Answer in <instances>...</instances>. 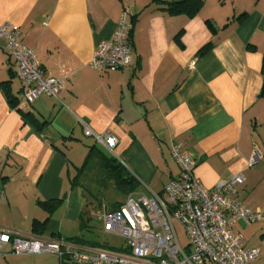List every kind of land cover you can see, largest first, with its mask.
<instances>
[{
  "label": "crops",
  "instance_id": "1",
  "mask_svg": "<svg viewBox=\"0 0 264 264\" xmlns=\"http://www.w3.org/2000/svg\"><path fill=\"white\" fill-rule=\"evenodd\" d=\"M168 1L0 0V24L19 27L46 75L66 76L59 98L23 102L0 39V230L61 238L80 249H124L122 238L120 245L98 241V227L81 230L85 197L72 182L81 165L69 154L79 147L87 155L86 143L94 142L84 125L114 133L113 154L153 191L179 175L170 153L178 144L196 159L205 188L241 172L235 195L250 209L264 208V0H203L191 17L169 13ZM124 10L133 65L92 69L95 46L112 37ZM255 146L262 158L249 164ZM56 199L62 201L52 210L44 203ZM233 229L246 248L259 249L249 264H264V221ZM77 236L96 244L70 240ZM0 264L73 263L53 253L13 254L6 245Z\"/></svg>",
  "mask_w": 264,
  "mask_h": 264
},
{
  "label": "built area",
  "instance_id": "2",
  "mask_svg": "<svg viewBox=\"0 0 264 264\" xmlns=\"http://www.w3.org/2000/svg\"><path fill=\"white\" fill-rule=\"evenodd\" d=\"M126 17L124 10L112 37L95 46L88 63L92 69L121 70L133 65L136 56ZM20 37L16 24H0L2 48L13 58L21 83L20 99L30 103L43 94L59 98L66 76L46 75L34 51ZM83 133L114 155L118 142L114 133L96 132L87 125ZM170 153L180 173L161 192L141 184L140 191L129 194L117 208L102 206L92 212L102 231L124 240V249H80L61 238H24L1 229L0 252L8 245L13 254L53 253L73 264H249L259 255V249L246 248L243 236L233 227L237 222L264 221V208L250 209L235 195L244 175L236 172L207 189L195 174L197 161L191 154L178 144L171 146ZM261 158L255 146L249 164ZM176 222L184 228L185 244Z\"/></svg>",
  "mask_w": 264,
  "mask_h": 264
},
{
  "label": "trees",
  "instance_id": "3",
  "mask_svg": "<svg viewBox=\"0 0 264 264\" xmlns=\"http://www.w3.org/2000/svg\"><path fill=\"white\" fill-rule=\"evenodd\" d=\"M203 5V0H171L167 2V11L173 14H185L189 17L197 14ZM208 28L215 32L214 25L207 20ZM213 43L209 42L204 45L199 51L198 55H203L209 51ZM249 46V45H248ZM249 48H252L250 45ZM261 72L264 74V58H262ZM10 102L16 105L17 100L9 95ZM34 125L40 129L41 122L32 118ZM95 174L93 180L86 188L81 179H84L86 174ZM73 185L80 186L83 189L85 204L84 210L81 213V230H91L92 227H98L99 222L94 218L92 212L101 209L102 206L108 208H117L121 202H113L111 205H106L103 202H99L95 191L100 188L107 189L110 185L114 190L121 195L124 199L131 193L138 192L141 188L140 180L122 163V161L106 151L105 149L94 143L90 146L89 151L80 167L77 168L76 174L72 178ZM92 189V190H91ZM62 199H56L48 202H44L48 205V208L52 210ZM98 202L95 204L96 209L91 210L94 206L92 202ZM72 240L77 244H96L95 242H89L84 236L73 237Z\"/></svg>",
  "mask_w": 264,
  "mask_h": 264
},
{
  "label": "rangeland",
  "instance_id": "4",
  "mask_svg": "<svg viewBox=\"0 0 264 264\" xmlns=\"http://www.w3.org/2000/svg\"><path fill=\"white\" fill-rule=\"evenodd\" d=\"M87 146H91L94 144V142L92 140H88V142L86 143ZM74 152H78L79 154H69V156L72 158L73 162L75 164H77L78 166L82 165V162L85 158L86 155H84V148H75ZM78 161V163H77ZM72 174H74L72 172ZM96 177L94 172L91 174H86V176H84V179H81L83 184L85 185V187L87 188L90 182H95V180H93V178ZM97 178V177H96ZM151 188L154 189V187L152 186ZM92 190V189H91ZM163 190V188L156 190L157 192H161ZM97 198L99 199V202H103L106 205H111L113 202H121L124 200V198L119 195L114 188L110 185L107 189H103L100 188L97 191H95ZM94 204V206L91 207V210L96 209V205L98 202L94 201L92 202ZM109 207V206H108ZM176 226V230L177 233L180 237V240L183 244H185L187 242V238H186V234L184 231V228L176 222L175 224ZM95 237L98 241L100 242H107L113 245H120L122 242V239H120L121 237L115 236V235H110V234H106L104 233L100 228H98L97 230H95Z\"/></svg>",
  "mask_w": 264,
  "mask_h": 264
}]
</instances>
